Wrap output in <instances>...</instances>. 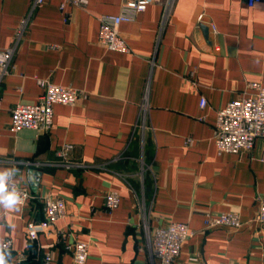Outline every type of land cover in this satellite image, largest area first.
<instances>
[{"label": "crops", "instance_id": "obj_1", "mask_svg": "<svg viewBox=\"0 0 264 264\" xmlns=\"http://www.w3.org/2000/svg\"><path fill=\"white\" fill-rule=\"evenodd\" d=\"M32 1L0 0V50ZM125 1L47 0L0 80V168H18L15 180L32 195L19 213L0 209L10 264H42L47 252L52 264H77V241L89 243L85 264H160L148 232L175 221L194 234L174 264H264V224L255 220L262 143L219 152L215 138L218 110L264 85V1L176 0L163 26L162 3L134 12ZM123 11L133 15L120 25L129 50H112L99 42V17ZM38 78L83 95L54 104L50 131L14 130V106L45 91ZM66 145L70 167L59 154ZM110 190L121 197L112 211ZM48 197L65 203L54 222ZM222 212H237L242 226L207 228L206 214Z\"/></svg>", "mask_w": 264, "mask_h": 264}, {"label": "built area", "instance_id": "obj_2", "mask_svg": "<svg viewBox=\"0 0 264 264\" xmlns=\"http://www.w3.org/2000/svg\"><path fill=\"white\" fill-rule=\"evenodd\" d=\"M47 0H33L28 12L22 17L15 32V39L11 46L0 50V80L10 72V67L19 45L28 31L32 22L35 10L46 3ZM76 3H84L86 0H74ZM176 0H126L125 10L131 9L134 12L145 10L148 4L160 2L163 4L161 26L171 17ZM249 6H253L264 0H244ZM205 13L199 15L202 21ZM133 18L128 12L119 14H103L99 17L100 32L99 42L112 50L128 51L129 46L121 34L120 25L124 21ZM39 85L45 87L44 93L37 102H19L12 109L13 119L11 126L14 130L30 128L42 132L51 130L54 123V104L62 103L75 105L83 95V91L69 86L53 83L47 79L38 78ZM254 93L240 96L230 101L226 106L218 110L215 130V138L219 152H241L252 150L257 141L262 143L264 149V85H253ZM207 100L202 98L200 106L206 107ZM143 127L146 126L143 121ZM191 142V139H189ZM71 145H66L59 152L67 166L75 165L67 159V151ZM18 168H16V172ZM16 181V180H15ZM21 197L26 204L32 197L29 190L17 183ZM118 191L110 190L105 195V203L108 210H114L120 203ZM259 209L255 220L264 224V195L259 197ZM45 212L52 222L65 216V203L62 199L48 197L45 202ZM242 221L237 212H222L220 214H206L205 225L212 229L218 226H227L237 230L242 226ZM194 234V230L186 222L175 221L166 226H158L151 234L148 232L149 245L152 255L160 260V264H174L175 259L180 255L183 244ZM8 249L12 246V241L5 242ZM89 243L77 241L74 243V260L77 264H85L88 258ZM54 260L52 252L45 254L42 264H52Z\"/></svg>", "mask_w": 264, "mask_h": 264}, {"label": "clouds", "instance_id": "obj_3", "mask_svg": "<svg viewBox=\"0 0 264 264\" xmlns=\"http://www.w3.org/2000/svg\"><path fill=\"white\" fill-rule=\"evenodd\" d=\"M16 168H0V209L5 211L21 212L25 200L15 184ZM11 254L8 246L0 240V264H10Z\"/></svg>", "mask_w": 264, "mask_h": 264}, {"label": "trees", "instance_id": "obj_4", "mask_svg": "<svg viewBox=\"0 0 264 264\" xmlns=\"http://www.w3.org/2000/svg\"><path fill=\"white\" fill-rule=\"evenodd\" d=\"M137 151H134L133 153H136Z\"/></svg>", "mask_w": 264, "mask_h": 264}]
</instances>
